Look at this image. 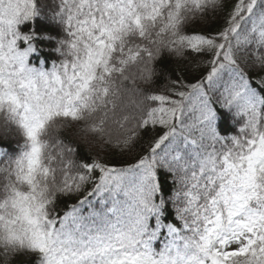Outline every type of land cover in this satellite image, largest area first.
Here are the masks:
<instances>
[{
    "label": "snow or ice",
    "instance_id": "6c2138e0",
    "mask_svg": "<svg viewBox=\"0 0 264 264\" xmlns=\"http://www.w3.org/2000/svg\"><path fill=\"white\" fill-rule=\"evenodd\" d=\"M0 264H264V0H0Z\"/></svg>",
    "mask_w": 264,
    "mask_h": 264
},
{
    "label": "trees",
    "instance_id": "16d2710c",
    "mask_svg": "<svg viewBox=\"0 0 264 264\" xmlns=\"http://www.w3.org/2000/svg\"><path fill=\"white\" fill-rule=\"evenodd\" d=\"M81 143H83L82 141H81ZM86 147H88L87 145H85ZM88 149L87 148H85V151H87ZM89 150L90 151H95V149L94 148H89Z\"/></svg>",
    "mask_w": 264,
    "mask_h": 264
}]
</instances>
